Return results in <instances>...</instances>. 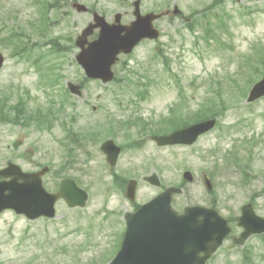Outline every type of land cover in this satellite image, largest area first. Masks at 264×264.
Returning a JSON list of instances; mask_svg holds the SVG:
<instances>
[{
  "label": "rangeland",
  "instance_id": "1",
  "mask_svg": "<svg viewBox=\"0 0 264 264\" xmlns=\"http://www.w3.org/2000/svg\"><path fill=\"white\" fill-rule=\"evenodd\" d=\"M78 1L96 7L111 18L117 12L124 14L123 20L133 16L131 3L134 0ZM211 2L142 0L143 12L171 10L168 16L156 21L162 31L158 47L152 42L144 43L133 54L123 57L114 66L120 77L117 83L86 82L82 97L71 94L70 100L76 104L67 105V114L62 119L73 124L78 132L99 129V122H106L104 120H108L109 115L123 120L140 114L155 121L168 116L171 108L179 104H182L183 116L188 117L197 113L203 102L215 96L210 86H218L220 81L224 86L223 96L229 104L226 115L220 118L221 127L186 147L161 148L147 136L141 147L127 148L121 154V166L114 170L139 180L140 202H146L162 189L147 183L144 176L156 172L162 183L170 186L183 181L185 170H192L195 180L186 182L184 194L175 196V208L182 211L187 205L216 204L227 217L239 215L241 207L251 202V195L264 188V98L247 103L231 80L235 78L240 88L247 83L243 82L249 69L242 64L244 55L255 53L254 44L264 45V0H223L221 6H216L211 13L216 11L223 16L228 33L217 26L219 21L213 15V28L219 38L210 42L203 34L205 7ZM175 5L182 11L178 15L172 13ZM49 14V21L45 24L35 0H0V54L5 56L0 68V97L16 93L13 98L16 102L19 94L25 95L24 89H29L32 110L38 106L46 107L51 93L54 95L50 99L55 96L56 100H61L58 91L54 93L51 87L43 84L45 79L48 80L47 74L51 72H46L51 66L56 72L65 73L60 82L65 86L68 81L79 82L85 75L76 61L79 51L76 46L58 53L43 42L54 37L59 39L62 47L73 44L92 20V11H78L71 1ZM194 20L192 30L189 26ZM11 29L22 32L17 38L19 47L16 49L8 37ZM69 38H73L72 43ZM220 38L227 46L221 45ZM26 46L29 50L24 49ZM156 47L159 55L154 58ZM163 54L168 57L170 67L164 63ZM36 62L43 65L42 70L38 69ZM41 71L45 73L42 75ZM56 89H61V85ZM139 89H148L145 99L138 95ZM71 115L75 116L73 121ZM130 133L129 137L118 135L116 142L126 144L145 136V133L139 135L137 129ZM253 138L259 143L253 147L251 163L245 166L248 163L243 158L250 152L242 148L249 146L246 139ZM104 140L84 148L73 147L76 159L91 166H69L70 169L64 172L68 176L80 177L81 186L89 188L90 200L86 207L70 208L63 201L59 203L56 218L36 221H29L9 210L0 214V264H102L99 260L92 261L111 246L113 248L116 236L112 232L114 229L119 232L120 228L118 224H112V218L107 220L104 215L112 210L131 209V202L114 189L110 167L102 165L106 162L101 150ZM66 142L61 120H54L50 127L41 130L31 124H13L0 119V167L14 161L25 170L37 169L36 165L40 164L59 168L63 154L68 151ZM234 147L236 154L233 158L240 157L242 166H236L233 158L226 161L225 155ZM205 173L212 177L211 190L206 187ZM61 178L49 174L46 180L54 186V180ZM255 207L257 213L264 216V194L257 197ZM240 232L236 226L234 234ZM243 249L250 251L255 264H264V236L259 235L252 236L245 245H236L232 238L227 239L211 262L246 264Z\"/></svg>",
  "mask_w": 264,
  "mask_h": 264
},
{
  "label": "water",
  "instance_id": "2",
  "mask_svg": "<svg viewBox=\"0 0 264 264\" xmlns=\"http://www.w3.org/2000/svg\"><path fill=\"white\" fill-rule=\"evenodd\" d=\"M140 2L141 0H137L135 3L138 18L129 27L121 24L120 14L116 17V23L111 24L104 16L94 13L95 22H91L77 39V44L82 48L77 58L89 77L110 81L114 75L112 65L121 51H130L133 44L142 37L155 38L159 35L153 26V20L159 15L142 16ZM77 6L79 10H86L84 5ZM175 12H179L178 7ZM97 27L101 28L99 37L90 42L88 36ZM2 62L3 56L0 55V66ZM69 85L72 91L81 93L80 85ZM262 95L264 78L251 90L249 101ZM215 124L216 120L210 119L155 139L159 144L193 143L201 133L212 129ZM112 144L109 141L103 147L110 149ZM41 173H24L19 166H8L0 170V175L5 177L14 175V179L0 182V211L14 208L30 217H36L47 211L46 203L49 206L50 200L53 206L58 195H63L71 205L85 204L87 191L78 188L73 181H65L62 192L58 195L46 194ZM186 177L192 179L190 172L186 173ZM20 179L24 181L19 182ZM150 181L160 183L156 175L150 177ZM179 191L175 187L169 188L138 212L128 216L129 225L123 246L110 264H205L223 243L230 228L227 221L214 209L193 206L187 208L184 215L178 214L171 206V198L173 193ZM240 225L245 230L235 242L243 244L251 234L264 232V217L256 215L253 205L247 204L243 207ZM201 251L206 254L201 256Z\"/></svg>",
  "mask_w": 264,
  "mask_h": 264
},
{
  "label": "flooded vegetation",
  "instance_id": "3",
  "mask_svg": "<svg viewBox=\"0 0 264 264\" xmlns=\"http://www.w3.org/2000/svg\"><path fill=\"white\" fill-rule=\"evenodd\" d=\"M123 16H124V14H123ZM114 18H115V16L113 18H110V19L114 20ZM130 21H131V19L128 20L127 22H130ZM150 42L154 43L158 47V45L160 44V39L157 40V41L156 40H150V39L143 40L140 43V46L142 44H144V43H150ZM157 47L155 48V55H156L155 57H158L157 55H159V53L156 51ZM16 111L19 112V115L22 117V114L25 112V109L23 107H21L20 111H18V108L16 109ZM33 112H34L33 110H30V115L29 114L26 115V117L28 119H27L25 124H31L32 126H35V127H42V126L47 125L45 122H42L40 120H36L35 117H33L31 115V114H33ZM72 120H73V117H72ZM155 126L156 125H154L153 123L149 124V128L153 129V128H155ZM65 131H66V139L68 140V143L66 142L65 145L68 146V151L66 152V154H63V156H62L63 157V161L59 164V166H91L90 163H81V162H79L76 159V157L74 156L75 153L73 151L74 150L73 147L84 148V141H83L82 136L79 134V132H76L75 130H69V131L65 130ZM143 131H144V129H142L140 132L138 131V133L143 134ZM77 135H78V137H77ZM152 136L153 135H151V137ZM121 148L123 150V146L122 145H121ZM36 166H40V165H36ZM44 166H53V165L44 164ZM104 166H111V165L109 163H106ZM115 166H121L119 160H118V163ZM133 208H135L134 205H133ZM118 214L119 213L116 212V211L115 212H111L107 216L106 219L109 220L110 218H112V224L113 225L118 224L119 226H122V228H123L124 226H126V216H125L126 214L124 212L121 213L120 215H118ZM111 228H112V225H111Z\"/></svg>",
  "mask_w": 264,
  "mask_h": 264
},
{
  "label": "trees",
  "instance_id": "4",
  "mask_svg": "<svg viewBox=\"0 0 264 264\" xmlns=\"http://www.w3.org/2000/svg\"><path fill=\"white\" fill-rule=\"evenodd\" d=\"M42 5H43V18L44 19H49L48 14L49 11L52 8H56L60 6V3L58 1L54 0H42ZM47 43L51 44V47L54 50H59L60 49V44L57 38H50ZM70 48L69 46H66V49ZM221 92V91H220ZM219 92V93H220ZM244 93V92H243ZM220 107L216 105L215 100L211 99V101L207 102L205 106H203L197 113H195L192 116L185 117L183 115L177 116L174 114L170 118H168V123L170 126L173 128H179V127H184L187 126L188 124L195 122L199 120L200 118H206V117H215L219 113H225L227 110V105L225 104L224 100L220 98ZM40 115H42V112H39ZM38 117V116H36ZM9 119V118H8Z\"/></svg>",
  "mask_w": 264,
  "mask_h": 264
}]
</instances>
